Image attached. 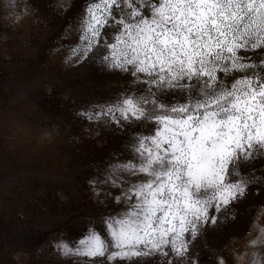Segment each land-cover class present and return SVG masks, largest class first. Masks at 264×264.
I'll return each instance as SVG.
<instances>
[{"label": "snow or ice", "instance_id": "snow-or-ice-1", "mask_svg": "<svg viewBox=\"0 0 264 264\" xmlns=\"http://www.w3.org/2000/svg\"><path fill=\"white\" fill-rule=\"evenodd\" d=\"M31 8L7 11L15 24ZM71 10L57 0L58 14ZM58 44L65 64L92 61L122 78L76 116L127 142L87 181L113 210L75 243L55 241L56 254L85 264H264V200L230 254L200 242L264 192V0H84Z\"/></svg>", "mask_w": 264, "mask_h": 264}, {"label": "rangeland", "instance_id": "rangeland-1", "mask_svg": "<svg viewBox=\"0 0 264 264\" xmlns=\"http://www.w3.org/2000/svg\"><path fill=\"white\" fill-rule=\"evenodd\" d=\"M17 3L32 8L14 24L7 9ZM56 3L0 0V264H85L61 258L52 244L75 243L90 221L113 210L98 203L87 181L122 153L126 134L89 130L76 113L111 97L122 78L92 61L65 64V53L54 50L84 0H64L72 4L67 15L55 11ZM261 200L264 192L250 193L235 206L234 220L200 242L230 254Z\"/></svg>", "mask_w": 264, "mask_h": 264}]
</instances>
